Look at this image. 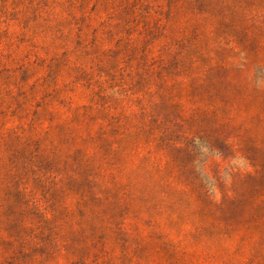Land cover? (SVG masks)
I'll list each match as a JSON object with an SVG mask.
<instances>
[{
  "label": "rangeland",
  "instance_id": "1",
  "mask_svg": "<svg viewBox=\"0 0 264 264\" xmlns=\"http://www.w3.org/2000/svg\"><path fill=\"white\" fill-rule=\"evenodd\" d=\"M0 264H264V0H0Z\"/></svg>",
  "mask_w": 264,
  "mask_h": 264
}]
</instances>
